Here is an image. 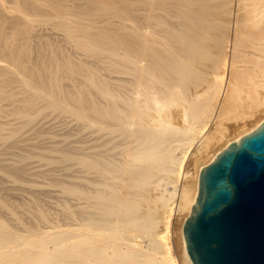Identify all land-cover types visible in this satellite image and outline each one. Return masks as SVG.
Returning a JSON list of instances; mask_svg holds the SVG:
<instances>
[{"label": "rangeland", "instance_id": "obj_1", "mask_svg": "<svg viewBox=\"0 0 264 264\" xmlns=\"http://www.w3.org/2000/svg\"><path fill=\"white\" fill-rule=\"evenodd\" d=\"M179 8L188 12L184 17L186 20L195 14L200 23L211 22L217 26L214 28L218 32L216 35H221L219 33L224 30V19L230 11L226 0H0V235L8 236L10 230L25 233L30 229L51 227L55 230L70 229L75 213H89L85 202L81 204L83 207L76 203L79 196L86 200L89 179L86 167H91V161L97 160L92 156L107 148L109 167L124 166L123 163L112 162L117 157L120 159V151L124 147L122 139L115 137L121 134L118 130L123 89L120 80L125 69L132 67L130 62L123 61L124 52H128L130 57H139V61L143 57L140 62L148 69L153 67L151 61H155V57L152 60L150 57L151 63L148 64L147 55L152 53L158 56V61L163 59L161 56L177 58L180 61L178 73L184 65L191 66L198 61L194 72L192 70L188 76L194 81L185 79L161 107L162 112L171 114L169 119L184 124L180 116L182 105L190 100L193 91L206 85L204 79L208 73L212 76L210 72L214 71L213 59L210 55L196 54L192 62L186 53L190 51L187 50L190 49L189 43L201 50L200 41L191 39L186 33L175 45V38L169 36L170 40L164 39V34L159 33H153V41V34L147 26L154 22L159 31L172 29L179 20ZM204 12L206 16L199 14ZM142 20L144 25L147 24L146 31H139ZM198 36L201 37V33ZM161 38L173 49H166L162 42L159 44ZM181 56L188 58L184 60ZM145 59L148 62H144ZM174 59L172 62L176 61ZM162 61L166 63L165 59ZM164 65L167 64L155 67L162 71L158 73L160 76L167 70L164 82L172 83L177 69L175 65L173 68ZM163 66L167 69L162 70ZM206 97L207 92L194 98L188 112L196 111ZM150 109L142 112L148 114L153 111ZM229 116L231 118L227 119ZM92 117H97L98 125L105 123L112 129L111 134L115 138L108 145H102L103 141L99 140L92 148ZM228 117L220 119L224 126L244 116L232 112ZM222 131L217 119L195 143L203 144L206 137H224L225 129ZM196 148L193 147L192 152ZM98 158L101 164L102 160ZM159 165L160 162L151 161V172L132 192L144 210L142 224H146L152 214L151 217L157 218L158 225L162 227L165 203L158 195L166 177ZM194 166L189 164L191 173L185 185L178 187L173 199L169 236L177 264H185L182 226L189 216L196 179ZM79 174L83 177H77ZM77 185L84 188L82 192L76 191ZM63 234L58 231L55 236ZM59 257L57 252H53L34 264H73L69 260H61L60 263Z\"/></svg>", "mask_w": 264, "mask_h": 264}, {"label": "bare ground", "instance_id": "obj_2", "mask_svg": "<svg viewBox=\"0 0 264 264\" xmlns=\"http://www.w3.org/2000/svg\"><path fill=\"white\" fill-rule=\"evenodd\" d=\"M226 2L230 11L226 12L227 18H223L226 20V26H223L224 30L219 33L221 35L217 34L218 36L215 34L217 31H214L217 26L214 27L211 22L200 23L195 14L186 20L184 17L188 12L180 11V8L178 10L180 13H177L179 20L175 21L177 23L172 29L159 31L157 23L146 24L152 34H164L162 35L164 39L175 38L172 39L174 45L182 40L184 33L191 39L200 41L201 50L189 43L190 49L187 50L190 51L186 52L189 58L181 56L184 60L188 58L192 61L196 54L210 55L213 59L211 64L214 71L211 73L207 70L212 76L206 74L207 77L204 79L206 85L201 90L193 91L190 100L182 105L180 116L184 124L169 119L171 114L162 112L161 107L176 92L174 89L182 86L185 79H189L188 76L195 68V62L198 61L193 60L191 66L184 65L178 73L180 68L178 69L177 65L180 61L172 58L176 60L174 65L177 71L174 72L176 71L177 74L172 83L167 81L169 84H166L163 77L167 76V70L160 76L158 74L160 71L156 67L167 64L164 66L169 65L173 68L174 62L171 57L161 56L160 58L165 59L166 63H164L163 59L158 61L159 58L154 53H152L154 56L147 55L148 61L150 57L151 60L155 57V61L150 60L152 63L145 59L144 62L153 66L148 69L140 62L143 57L139 61V57L133 58L128 52H124L123 61L130 62L129 65L132 67L125 69L124 76L120 80L123 89L118 130L121 134L115 135L116 139H122L124 147L120 151V159L118 160L117 157L116 161H112L117 164L123 163L124 166L121 164V167H109L107 161H110V153L107 148H104L102 153L96 152L92 157L97 160H92L91 167H86L85 171L89 174L86 200L79 196L76 203L82 206L85 202L87 205L84 206L89 207V213L86 212L88 213H85L86 215H81L82 212L78 213L79 211L75 213L70 229L66 227L55 230L51 227L45 230L30 229L22 233L9 228L8 236L0 235V264H34L41 260V257L49 256L53 252L59 254L60 257L57 259L60 263L61 260H69L73 264H177L169 236L171 214L174 211L173 199L178 187L185 185L191 173L189 164H194L196 167L195 185L188 213L191 215L199 195L203 167L210 164L232 141L239 140L264 122V0H226ZM207 13L199 14L206 16ZM146 25L142 23L138 27L139 31H146L148 28ZM199 33L201 37L198 36ZM141 35L144 37V34ZM152 36L151 39L154 41V34ZM163 38L158 43L162 42L168 50L173 49V46L167 45V42L162 40ZM162 50L164 52L165 48ZM176 51L174 49V52ZM188 61L190 63V60ZM154 62L163 63H159L160 65L157 63L158 66L156 64L155 67ZM164 66L162 70L167 69ZM190 80L194 81L191 78ZM206 92L204 104L196 111L188 112L193 99ZM149 108L153 111L148 114L142 112ZM232 112L244 117L224 126L220 119L228 117ZM178 114L179 112L175 113L174 117ZM96 118L92 117L90 120L92 148L99 140L106 146L115 138L112 136L114 134H111L112 129L105 123L98 125ZM229 118L231 116L227 119ZM217 119L221 125V133L222 129H225V136L206 137L203 144H196L197 139L204 135L208 127ZM196 146V150L192 152L194 150L192 148ZM98 157L102 160L101 164ZM151 161L160 162L159 167L162 168L164 178L166 177L158 195L165 203L162 227L158 225L157 218L151 217L152 214L149 215L147 223L142 224L144 210L136 202V196L132 192L133 188L145 181L143 177L151 172L149 169ZM77 177L82 178L83 175L79 174ZM79 184L82 185L80 182ZM83 189L77 185L76 191L82 192ZM184 223L185 221L182 227ZM58 231L64 234L55 236ZM182 242L184 263L194 264L187 251L183 228ZM60 248L68 249L70 252L67 253Z\"/></svg>", "mask_w": 264, "mask_h": 264}, {"label": "water", "instance_id": "obj_3", "mask_svg": "<svg viewBox=\"0 0 264 264\" xmlns=\"http://www.w3.org/2000/svg\"><path fill=\"white\" fill-rule=\"evenodd\" d=\"M183 230L194 264H264V122L203 167Z\"/></svg>", "mask_w": 264, "mask_h": 264}]
</instances>
